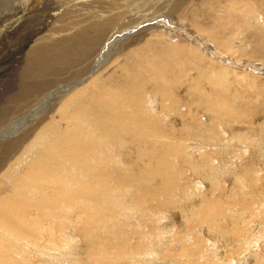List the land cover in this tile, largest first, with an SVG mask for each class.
<instances>
[{
    "label": "bare ground",
    "instance_id": "bare-ground-1",
    "mask_svg": "<svg viewBox=\"0 0 264 264\" xmlns=\"http://www.w3.org/2000/svg\"><path fill=\"white\" fill-rule=\"evenodd\" d=\"M170 26L192 31L174 37ZM128 42L135 44L125 52L113 46ZM258 62L252 72L239 67ZM263 65L264 0H0V264H36L41 238L50 254L82 238L85 257L99 264L150 255L159 233L144 213L147 196L177 207L187 230L164 240L160 260L223 264L198 246L189 232L196 226L234 252L251 251L258 235H248L251 218L237 213L259 208L253 165L264 161V152L255 155L264 149ZM72 68L86 76L68 83ZM61 76L60 93L75 91L59 98L56 119L40 132L35 121L23 130L34 116L25 108ZM176 113L191 120L175 126ZM199 114L206 119L196 120ZM257 116L256 125L232 130ZM188 139L196 142L195 159ZM233 158L255 162L235 170L211 165ZM179 164L213 194L229 179L227 205L198 183L182 188ZM138 233L144 242L127 250V237ZM61 257L49 264L69 263ZM249 257L264 264L263 253Z\"/></svg>",
    "mask_w": 264,
    "mask_h": 264
},
{
    "label": "rangeland",
    "instance_id": "rangeland-1",
    "mask_svg": "<svg viewBox=\"0 0 264 264\" xmlns=\"http://www.w3.org/2000/svg\"><path fill=\"white\" fill-rule=\"evenodd\" d=\"M73 19H75V17H72V18L68 17L66 19V22L72 21ZM80 23H82V22H79V24ZM16 31H17L16 27L11 28L7 32V35L4 36V41L6 39L11 38L15 34ZM170 31H172L174 33V37L181 35L182 38H186V37L190 36L188 32L189 31L191 32L192 30L189 29L187 26H183V28H180V29L176 28L174 26H170ZM78 43H80V42H78ZM129 43L130 42H128L127 45L123 48H122V45L120 46L119 44H118V46L113 44V46L117 51H118V49L119 50L121 49L120 52H125L127 49H129V47H131V45L133 46L135 44V43H133V44L130 43V45H129ZM79 45L77 44V46H79ZM79 49H81V48H79ZM115 49H113V50L116 51ZM244 63H242V64H244ZM239 67H243V68L246 67L250 72H252L253 68H255V69L261 68V65L258 62V63H255L254 65H250V66L240 65ZM262 69L264 71V65H263ZM71 70L73 71L74 69L73 68L68 69L67 73H66V76H69L68 80H67L68 83H76V82L80 81L79 78L85 77L86 74H84V73H87V71L85 69H82L83 75L80 73H75V75H74L71 73L72 72ZM263 71L260 72L262 75H264ZM79 74H80V77H78ZM254 74H256V73H254ZM70 77L72 79H70ZM69 79H70V81H69ZM0 80H2V77L0 78ZM4 81H6V80H3L2 82H4ZM55 81L56 82L54 84L50 85L54 90L53 89L42 90L40 92V95L38 96V98L36 100L32 101V103L29 104L25 108V115H27L29 113V111H33L34 116L30 115L24 119L23 130L28 126V124L33 123L35 121L39 125L38 131L39 132L42 131V129L44 127H46L54 119H56V115L58 114L57 111L61 105V103H59V102L62 100V99L59 100V98L63 97V99H66L69 95H71L75 91V90L69 91L67 94H62V93H60L59 90H60V87L62 88L63 84L66 83L65 78H63V76H61L59 78V80L56 78ZM61 81H63V82H61ZM2 82L0 81V85L3 84ZM78 87H80V86H78ZM52 91H54V93ZM28 103L29 102H25V105ZM181 104H182V101H180V106H181ZM181 107H182V109H184L183 106H181ZM198 116L199 117H196V120L198 119L200 121V120L206 119L203 117L204 115L200 116V114H199ZM190 118H191V116L188 114L185 115L184 113L183 114L176 113L175 115H173L172 120H173V124L175 126H177L180 124L179 123L180 121L182 123L183 122L186 123L189 120H191ZM64 121H66V120H64ZM257 121H261V119H259L258 116L255 118L253 117L252 122H250V123L248 121L241 122V123L233 122L231 124L233 129L230 125H229L230 127H228V129L234 130L237 128L241 129V128L247 127V126L251 127L252 125H256ZM227 135H229V133L225 134V136H227ZM188 140H187L188 144L190 143V145L188 146L189 153H190L189 159H191L194 156L196 157L199 153L197 152L195 145H194V143H196V142L191 140V139H188ZM255 151H256L255 155H257V153H258V155H260V154H263L264 149L257 148V150H255ZM229 155L232 156L231 154H229ZM210 157H211V155H210ZM192 159H195V158H192ZM216 160L217 161L211 160V165L213 164V168L214 167L215 168L224 167V168H230V170L238 169L239 163L240 164H247L248 162L249 163L255 162L254 160L249 161L247 159H244V160L241 159L238 161V159H236V158H233L232 160H229V161L226 159H216ZM218 160H220V161H218ZM258 160H260V159H258ZM189 162H191V161H189ZM263 167H264V161H263V163H261V162H258L256 160V162L253 165V168L258 172V175H259V180H258L259 182H257V184H256V191H257V195L259 197L256 196L253 200H254V202H256L259 205V208L255 209V210H250L246 213H237V214L244 215L246 217V219L251 218L249 223L246 225L247 229H248V235H250V236H255V234L258 235L257 237L259 238V240L256 242V244L250 245L249 250H251V251L234 252L233 246L229 245V241L226 242L224 239H218L216 237H213L212 235L208 234V232H206L203 229V227H201V226L200 227L199 226L191 227V229H189V232L196 239L198 246L200 248H203V253H204L205 249L207 251L210 250L211 253L215 254L217 256V258H219L220 260L223 261V264H250L251 263V257H249L250 252L251 253L252 252L258 253L259 252V253L264 254V234L260 236V232H261L260 229L264 225V168ZM193 172H194V170L191 166L179 164L177 166V182L179 183V185L184 189H188V187L190 189L191 187H193V185H196L198 183V187L201 190H203V193H205L206 197L211 198V199H216L218 196V198L222 202V204H224L226 206L227 202H226L225 197L227 195V191L230 188V184H231L230 180L225 179L226 181L224 180L223 181L224 183L221 184L222 189H223L221 194H213L208 183L204 180L197 178ZM195 199L194 200L193 199L192 200L187 199L186 201L184 200L183 202L190 203V205H191L192 203H194V201H196ZM143 202H144V206H145L144 207V213L150 219L151 223L153 224V228H152L151 232L155 231L156 233H159V235H157V234L153 235L152 240L154 243V249L152 247L153 244L150 243L151 239L149 237H147V239H146L150 244L149 246L152 247L151 249L153 250V252H152V254L146 255V256L144 254H142L141 252H137L133 256L134 257L133 259L131 257L128 258L127 256L121 255V256H118L116 261H118V263H120V264H144L147 260L154 262V264H159L160 262L162 264H164L166 262H167V264H183L184 263L183 259L180 257L174 256V255L170 256V258L166 257V259H163V260H160L158 257H156V255L158 256L159 253L161 252V250L163 249L165 239H168L169 236H171L172 234H175L177 232L185 233L187 231V230H182L183 220L181 218V213L178 211L177 207H175V206L168 207V206L162 204L159 200H156L150 196H147L143 200ZM183 202H182V204H183ZM219 222L220 223L222 222L221 224L225 228L231 227V222H229L228 220L219 219ZM76 237H77V235H76ZM144 237L145 236H143L141 233L131 234L127 237L126 241L124 242V246H127V250H129V249L131 250L132 247L135 248L136 250H138V247L140 246V244L142 242H144V240H145ZM45 243H46L45 238H41L38 241V244L36 247L40 251L44 252V254L38 255L37 257L34 256L33 259L36 260V264H49V262L54 261L53 259L63 260L61 256H63V258H66V260L68 259V260L72 261V262L69 261V263L67 262V264H82V263L83 264H99L97 262H94V260H91L90 258L85 257L84 250H82V249H84L83 248L84 241L82 240V238H81V240H78V241L76 240L74 243L69 244L70 246H72L71 247L72 249L70 248V246L67 248L65 246L60 247V249L59 250L56 249L55 252H53V254L48 253L49 252L48 248L44 249ZM161 244H163V247ZM73 245L75 247H73ZM147 247H148V245H147ZM150 247H148V249ZM161 247H162V249H161ZM170 247H172V245H170ZM61 248H62V250H61ZM73 248H75V249H73ZM43 249H44V251H43ZM64 249H67V252ZM72 250H76L75 253L76 252H79V253H77V255L76 254L73 255L74 251L72 252ZM81 251L83 254L80 253ZM128 253H129V251H128ZM27 254H28V252H27ZM57 254H59V255H57ZM69 254L71 255V257ZM45 255L46 256L48 255V256L45 257ZM66 255L69 257H67ZM72 256H74V257H72ZM50 257H51V259H50ZM58 257H60L61 259ZM121 257H123L125 259H123V258L120 259ZM64 264H66V263H64Z\"/></svg>",
    "mask_w": 264,
    "mask_h": 264
}]
</instances>
